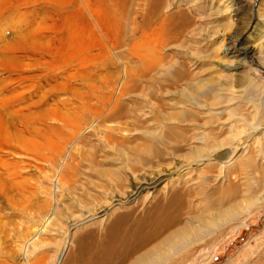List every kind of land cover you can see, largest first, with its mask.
<instances>
[{"label":"rangeland","instance_id":"obj_1","mask_svg":"<svg viewBox=\"0 0 264 264\" xmlns=\"http://www.w3.org/2000/svg\"><path fill=\"white\" fill-rule=\"evenodd\" d=\"M236 2L232 8L237 9L232 11L227 0L102 1L105 13L115 15L112 20L109 14L106 20L115 21L116 36L112 39L101 32L86 66H72L74 72L87 74L90 84L76 77L71 85L94 91L91 103L95 105L101 93L124 92L120 107L101 127L111 136L113 147L85 128L74 154L56 156L35 131L37 151L43 153L39 165L46 174L60 170L64 182L60 180L52 189L47 177L35 170L15 176L13 171L5 172L9 180L14 179V194L26 197L21 202L26 210L13 217V225L20 231L38 224L47 229L28 263L76 264L79 258L90 264L96 252L103 251L98 239L105 236L117 214L129 221L143 216L146 227L153 228L155 214L149 207L165 188L167 192L176 173L193 168V175L200 173L203 188L194 201L182 193L184 208L179 213L184 233L197 231L199 238L175 235L180 250L169 252L167 247L165 264H264V0ZM88 17L93 20L92 15ZM143 34L159 39V60L148 56L147 64L130 53ZM239 39L248 56L223 55L222 50ZM28 53L44 58L41 61L53 59L41 50ZM42 72L38 67L36 74ZM150 102L161 113L183 115L175 122L152 121ZM135 145L137 152L131 151ZM158 173L156 185L142 181L144 174ZM155 188L159 191L152 198ZM145 192L151 196L148 200H144ZM120 196L123 199L117 201ZM230 208L236 210L228 219L217 220L220 211ZM202 215L217 221L199 222ZM13 225L9 230L13 231Z\"/></svg>","mask_w":264,"mask_h":264},{"label":"bare ground","instance_id":"obj_2","mask_svg":"<svg viewBox=\"0 0 264 264\" xmlns=\"http://www.w3.org/2000/svg\"><path fill=\"white\" fill-rule=\"evenodd\" d=\"M102 1L0 0V68L3 69L0 70V264H36V261L28 263L26 260L40 247L44 240L42 235L47 230L44 226L40 228L41 225L38 226V224L37 227L33 225V228H29V230L20 231L17 226L13 225L15 222L13 217L18 216L25 209L21 208L24 204L21 202H24L26 197L23 194H19V196L14 194L15 186L11 185L13 178L11 177L9 180L5 172L13 171L15 176L22 172L29 174L35 170L47 177L46 180L50 186H53L52 189L57 188L60 180L64 182L60 170L46 174L47 172L45 173L39 165L42 161L40 156L43 153L37 151L38 141L35 140V131L40 136L39 139L42 138L45 147L56 156L64 157L74 154L73 151L78 147V145L75 147L77 139L82 136L85 128L99 135L110 148L113 147L111 136L109 137V133L102 131L101 127L105 126L112 112L114 114L120 107L119 100L124 97V92L117 90L108 96H101V93L98 97L99 104L95 105L91 103L94 91L81 90L71 85L76 77L90 84L89 76L82 72H74L72 66H86L92 49L100 43L101 32L114 39L113 35H115L117 25L114 24L115 21H112L114 22L112 24L110 19L106 20L109 18L110 11L105 13L107 8L101 7ZM234 3H237L236 0H227V8L235 11L237 7H232L237 5L233 6ZM111 14L113 20L115 15L112 12ZM88 15L93 16L92 21H89ZM26 21H30V24H26ZM158 33L157 29L156 36ZM158 38H151L150 35L143 34V37L131 45L129 51L138 60L147 64L148 56L153 60H159L158 45L160 41ZM240 42L239 39L238 43L223 49V55H238L240 52L244 57L248 56L249 50L241 47ZM99 46L101 45L99 44ZM39 50L47 56H52L53 59L41 61L44 58H34L28 53ZM61 58L70 60L60 62ZM38 67H42L44 72L36 74ZM41 79L45 81L44 84L41 83ZM138 96L144 98L142 93H139ZM148 108V114L153 116L152 121L163 123L171 120L175 122L179 121L183 115L179 111L170 114L161 113L156 110L157 106L154 102H150ZM138 109L140 110L139 106ZM125 116L127 117V115ZM83 119H85V123ZM34 122L38 125L34 126ZM26 130L29 131L26 132L27 134ZM173 134L175 137L180 136L176 132ZM154 135L155 133L151 132L150 136ZM118 139L120 140V138ZM131 151L137 152L138 147L135 145ZM175 162L177 164L173 168L178 170L179 160ZM62 163L65 164L64 159ZM53 165L55 164L53 163ZM207 166L209 167V165ZM192 170L194 169L184 168L176 173L168 184L167 192L165 188L161 197L157 195L159 198L153 207L148 209L149 212L153 211L155 214L153 228L146 227V219L144 220L143 216H137L133 221H129L123 214H115V218L107 227V233L97 242H101L100 248L104 246L103 251L96 252L97 255L92 262L90 261V264H165L169 256L166 251L167 247L169 252L180 250V243L175 235L188 236L190 237L188 240L199 238L197 231H194L193 234L184 233L185 224L181 223L179 213L183 210L180 208H184L180 204L182 193L184 192L190 201H194L197 198L196 195L201 194L203 188L200 173L197 172L193 175ZM160 174H155L153 177L144 174L142 181L155 184L160 180ZM191 185L193 186L191 187ZM18 186L16 185V189H20ZM47 187L49 188V186ZM157 191L159 189H153L152 198L156 197ZM144 195V200L151 198L146 192ZM120 198L122 197H118L117 201H120ZM231 208L220 211L217 214V220L228 219L236 210H231ZM162 215L164 217H161ZM127 217L129 216L127 215ZM197 220L206 223H216L217 221L204 215L199 216ZM12 225L14 226L13 231H11L12 228L9 230V226ZM15 231L17 232L13 239ZM3 255L6 256L5 259L2 258ZM75 263L88 264L79 261V258L75 259Z\"/></svg>","mask_w":264,"mask_h":264}]
</instances>
